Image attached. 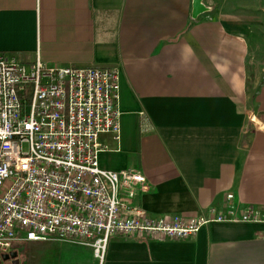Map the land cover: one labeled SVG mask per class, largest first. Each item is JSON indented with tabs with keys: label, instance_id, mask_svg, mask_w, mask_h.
Masks as SVG:
<instances>
[{
	"label": "crops",
	"instance_id": "crops-1",
	"mask_svg": "<svg viewBox=\"0 0 264 264\" xmlns=\"http://www.w3.org/2000/svg\"><path fill=\"white\" fill-rule=\"evenodd\" d=\"M193 1L0 0V53L119 70L121 139L100 136L99 163L146 176L135 206L232 217L187 240L113 236L103 263L83 242H27L24 264H264V221L244 219H264V0H204L196 18Z\"/></svg>",
	"mask_w": 264,
	"mask_h": 264
},
{
	"label": "built area",
	"instance_id": "built-area-1",
	"mask_svg": "<svg viewBox=\"0 0 264 264\" xmlns=\"http://www.w3.org/2000/svg\"><path fill=\"white\" fill-rule=\"evenodd\" d=\"M121 116L118 69L49 66L40 57L26 66L0 53L1 254L20 242L79 241L103 263L113 236L187 240L232 218L212 209L153 219L135 206L146 176L99 163V138L119 141ZM244 219L264 221L252 209Z\"/></svg>",
	"mask_w": 264,
	"mask_h": 264
},
{
	"label": "water",
	"instance_id": "water-1",
	"mask_svg": "<svg viewBox=\"0 0 264 264\" xmlns=\"http://www.w3.org/2000/svg\"><path fill=\"white\" fill-rule=\"evenodd\" d=\"M209 7H207L205 4H204V0H194L193 1V17L196 18L198 17L199 15L209 11ZM18 257V254L13 252L11 254H6V255H3V259L4 260H8V259H13L16 261V264H19V260L17 259Z\"/></svg>",
	"mask_w": 264,
	"mask_h": 264
},
{
	"label": "rangeland",
	"instance_id": "rangeland-1",
	"mask_svg": "<svg viewBox=\"0 0 264 264\" xmlns=\"http://www.w3.org/2000/svg\"><path fill=\"white\" fill-rule=\"evenodd\" d=\"M59 245H64L65 243H68V241H61ZM14 251L19 253V256L21 258V261H23V264L26 263L30 259V253H29V243L27 242H20L17 243L14 246ZM0 255H3L0 253ZM0 264H6L4 261H2V258L0 256Z\"/></svg>",
	"mask_w": 264,
	"mask_h": 264
},
{
	"label": "flooded vegetation",
	"instance_id": "flooded-vegetation-1",
	"mask_svg": "<svg viewBox=\"0 0 264 264\" xmlns=\"http://www.w3.org/2000/svg\"><path fill=\"white\" fill-rule=\"evenodd\" d=\"M14 251H11L10 253H8V255L9 254H11V253H13ZM1 256V258H2V261H4L6 264H16V261L15 260H13V259H8V260H4L3 259V255H0ZM19 259V258H18ZM19 264H22L21 263V259H19Z\"/></svg>",
	"mask_w": 264,
	"mask_h": 264
}]
</instances>
